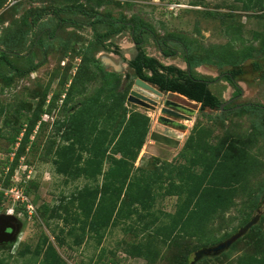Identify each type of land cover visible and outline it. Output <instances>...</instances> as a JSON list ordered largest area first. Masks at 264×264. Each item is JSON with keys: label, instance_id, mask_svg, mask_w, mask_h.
Returning a JSON list of instances; mask_svg holds the SVG:
<instances>
[{"label": "trees", "instance_id": "obj_1", "mask_svg": "<svg viewBox=\"0 0 264 264\" xmlns=\"http://www.w3.org/2000/svg\"><path fill=\"white\" fill-rule=\"evenodd\" d=\"M7 1L0 0V10ZM67 1L72 2H67L61 5L62 7L25 9L21 20L25 29L12 34L10 39L15 40L19 36L25 38L41 18L50 14L57 16L61 20V25L81 27L83 23L78 21L69 23L61 17L62 12H78L92 19L90 25L94 29L97 48L92 56L88 55L87 48L83 50L82 55L87 52L83 56L77 75L63 94L64 97L62 93H54L50 97V102L47 103V109H44V106L50 94L49 89H46L40 99L42 102L35 109H32V106L29 108L22 106L13 110L11 105H0V116L4 118L0 127V138L11 145L8 151L13 154L12 159L9 157L6 160H0V181L5 188L13 186V176L20 165L22 163L31 165L28 156L37 146L39 132L45 126L43 115L52 113L61 100L62 117L54 121L53 133L43 145L39 158L43 162L53 163L55 173L64 176L66 183L81 178L87 181L82 187L73 190L70 195L63 194L59 203L52 207H44L42 212L46 225L51 226L54 219L63 220L70 226L67 234L74 237L77 244L83 242L87 233L95 235L101 243L111 226L116 227L129 219L134 220L136 225L143 223L140 229L146 234V239L124 243L122 249L128 256L150 259L153 255L154 242H171L180 246V240L186 234L193 235L201 231L207 220L217 211L230 208L236 196V186L241 183L247 170L242 163L243 150L225 146L224 143L216 147L206 145L204 148L202 134H199L198 138L191 135L187 139L178 154L179 160L184 159V162L160 164L156 159L153 169L137 166L136 162L150 132V117L128 106V97L135 80L141 78L163 92L180 94L190 101L199 102L201 111L206 108L221 110L220 119H223L224 115H228L234 109L228 106L222 109L221 105L224 101L210 88L211 82L218 81L221 79L220 76L210 80L211 78L199 75L196 70L202 65L216 66L225 70L221 76L237 88L238 93H241L243 89L236 78L246 74L244 64L252 60L257 51L264 55V31L256 34L255 38L261 41L260 46L257 47L252 43L247 44L239 29H232L231 40L218 50L206 49L192 39L170 33L169 38L179 40L184 47L188 67L182 68L174 64H165L159 58L147 53L143 34L150 31L155 38L156 34L149 30V23L144 21L139 13H134L128 19L122 16L116 20L110 15L99 13L94 7L104 6L110 0H86L91 4L90 7L82 3V0ZM188 1L191 5L197 6L206 0ZM237 1H241L243 8L247 11L263 10L261 16L264 17V0ZM128 5L132 6L131 3ZM210 14L215 15L214 12ZM99 25L108 30L100 33ZM111 26L112 28H109ZM128 28L134 31L133 40L137 49L132 59L123 57L129 64L130 70L126 73L109 71L101 64L97 52L103 48L111 50L106 41ZM55 33L56 31L54 36ZM54 36L50 34L49 39H53ZM10 39L9 41L0 40V46L8 44ZM74 42V40L72 43L69 41L70 48ZM238 42H241L242 49L236 48L235 43ZM158 44L165 54L174 53L172 49H168L167 40L164 39ZM9 46L10 51L16 53V57L28 56L22 57V54L17 53L16 50L19 49L15 45ZM0 52L3 59L10 65L9 71L2 76V80L9 86L17 78H25L36 72L45 62H32L26 68L18 67L7 58V50H0ZM117 52L122 54L119 50ZM254 59L253 69L260 72V77L264 79V64L260 63L259 59ZM94 81H97L98 85L93 91L86 92L87 86ZM27 108L33 113L27 117V123L20 122L19 120L26 116ZM251 110L264 113V105L248 102L241 104V108L235 109L236 113ZM199 132L204 131L201 129ZM58 138H60L59 141ZM36 183L34 180L26 181L22 178L19 185L24 186L22 188L25 193L29 194ZM261 192H264V187ZM159 195L164 197L176 195L178 197L176 210L164 212L155 209ZM11 200L4 191H0V211L8 213L9 209H6L4 204ZM15 203L14 214L28 215L29 211L25 203L20 201ZM262 203L259 195L252 199L251 209L240 226L217 239L216 242L213 240V244L217 245L238 232L259 214V212L256 214V211L261 208ZM263 220L264 214L260 213L259 221L228 250L215 256L205 255L196 264L228 255L230 251L236 249L239 242L251 236L252 233H256L257 237L262 239L263 234L260 231ZM57 228H60L58 223L53 228L58 244L68 243L64 235L65 227H61L59 232H56ZM126 228L133 229L134 224H128ZM135 233L139 234V232ZM12 245L13 242L4 243L0 245V248ZM204 246H208L207 242L189 247L183 254L177 253L173 264H190L195 253ZM31 252L29 264H67L56 245L46 234L43 235L36 249ZM25 253L22 252L21 256ZM112 254L114 256L109 258L108 264H124L121 258H115L114 251ZM0 264L7 263L0 260ZM238 264H264V249L258 254L241 258Z\"/></svg>", "mask_w": 264, "mask_h": 264}, {"label": "rangeland", "instance_id": "obj_2", "mask_svg": "<svg viewBox=\"0 0 264 264\" xmlns=\"http://www.w3.org/2000/svg\"><path fill=\"white\" fill-rule=\"evenodd\" d=\"M171 1L110 0L104 6L94 7L99 13L110 15L116 20L122 16L128 19L134 13H139L143 17V20L149 23V30L156 34V38L153 37L150 31L143 34L144 47L147 53L159 58L165 64H174L182 68L188 67L185 61L184 47L182 44L172 41L168 36L170 33H177L189 40L192 39L206 49L218 50L219 47L221 48L222 45H226L231 40L232 35L230 31L232 29H239L247 44L252 43L257 47L260 46L261 41L255 37L257 33L264 31V17L261 16L263 10L247 11L243 8V3L237 0H206L200 5H192V8L179 10L178 15H174L173 12L166 8V5ZM183 1L186 2L188 0ZM67 2L69 1L8 0L0 10V40L6 39L9 41L8 39L11 38L12 34L25 29L21 24L25 9L30 7H55L65 5ZM88 2L82 0V3L90 7L91 4ZM129 3L132 4L131 7H129ZM210 12H214L215 15L210 14ZM61 17L69 23L72 21L83 23V26L61 25V20L57 16L50 14L41 18L25 38L19 36L15 40L10 39V42L6 45L1 44L0 49L7 50V58L18 67L26 68L32 62H45L36 72L25 78H17L9 86L2 80V76L9 71L10 65L3 59L0 52V105H11L13 110L22 106H25V108L32 106L31 108L35 109L42 102L40 99L43 97L46 89L50 90L48 99L54 93H62L63 95L77 75L84 54L87 51L90 56L94 54L97 48V39L94 35V29L90 25L92 19L78 12H62ZM98 28L100 33L108 30V28L100 25ZM109 28H112V26ZM50 34L54 36L53 39H49ZM37 39L40 42H37ZM164 39L167 40L168 49H176L178 54L170 56L162 51L158 43ZM73 40L75 41L72 44L74 49L70 48L71 45L69 43V41L72 43ZM106 43L110 45L111 50L110 48H103L97 52V57L106 55L114 60V63H119L123 67L121 72H128L130 66L123 57L128 59L133 58V52L136 50L131 29L128 28L110 37ZM9 45H15L19 49L16 50L17 53L22 54V57L28 56H25L26 58H21L19 57L20 55L16 57V53L10 51ZM235 46L236 48L243 47L241 42L235 43ZM86 48L87 51L82 55L83 50L85 51ZM117 50L122 54H118ZM254 58L259 59L260 63L264 64V55L258 51L255 53ZM254 58L245 62L246 74L236 78L237 83L243 89L241 93H238V89L221 76L225 70L216 66L202 65L196 71L201 76L211 78L210 80L220 76L221 79L211 82L210 88L224 102L238 96V98L232 100L227 105L229 108L248 102L264 105V79L260 77V72L253 69L252 61L255 60ZM101 64L103 65L102 62ZM97 85V81L90 83L87 86L86 92L93 91ZM36 95L37 97H35ZM166 99L182 103L195 110L191 120L186 119L182 121L187 124V129L184 131V136L180 138V144L177 147L168 146L151 138V132L159 121L161 108L164 106ZM47 103L44 109H47ZM61 106L62 101L60 100L59 106L54 108L52 113H44L42 119L45 126L39 132L37 146L28 156L30 166L33 168H30L32 169L30 173L31 178L27 179V181L34 180L37 182L33 191L27 194L30 199L28 202L34 209H31L32 213L28 212V215L18 216L15 214L22 223L18 239L16 242H13L11 247L0 248V260H4L7 264H29V258L32 256L31 251L36 249L44 234L50 237L51 242L56 245L59 253L67 261V264H108L109 258L114 256L112 251L116 253L115 258H121L124 264H173L174 256L177 253L183 254L189 247L202 245L204 242H207V247L215 246L216 244H213V240L216 242L217 239L225 234L237 229L250 211L252 199L258 195L263 203L261 208H259L260 210L256 211V214L258 212L264 214V192H261V189L264 187V113L254 110L236 113L235 109L232 108L234 110L228 115H224L223 119H220L221 110L206 108L204 111H201L200 105L193 104L186 97L180 94L165 92L164 97L156 105L143 106L128 100L130 108L146 113L150 117V132L136 165L153 169L157 160L160 164L184 162V159L180 158L179 160L178 154L191 135L198 138L199 134H202L204 148L206 145L216 147L224 143L225 146L241 149L244 151L242 163L247 171L241 183L236 186V196L233 205L226 210L217 211L215 215L207 220L201 231L193 235L186 234L180 240V246L171 242H154L153 255L150 259L128 256L122 249L124 243L138 242L146 239V234L140 229L143 223L136 225L135 221L130 219L116 227L111 226L101 243L98 242L95 235L92 236L90 233H87L83 238V242L77 244L74 237L67 234L69 225L65 224L63 220L54 219L52 220V225L48 227L44 221L42 212L44 207H52L59 203L63 194L70 195L73 190L77 187H82L87 181L81 178L66 183L64 176L55 173L53 163L43 162L39 158L43 145L53 133L54 121L62 117L60 114ZM28 108L25 111L26 116L20 119V122L27 123V117L32 115L33 111H29ZM3 120L4 118L0 116V127L3 124ZM201 129L204 132L200 133ZM59 140L60 138H58ZM10 146L5 139L0 138L1 161L9 157L12 159L13 154L8 151ZM24 171L25 169H21L19 175L21 178L16 180V184H20ZM19 186L21 187V185ZM4 205L6 209H13L16 203L12 199ZM177 205L178 197L176 195L165 197L159 195L155 209L157 208L164 212H174ZM0 213H4V211H0ZM57 223L60 228L65 227L66 229L64 235L68 243L64 245H59L54 236L53 228H55ZM128 224H134V228H126ZM60 228H57L56 232H59ZM261 229L260 232L263 234L261 238L263 239L264 220L261 223ZM135 232H139V234L137 235ZM262 239L257 237L256 233H252L251 236L239 242L236 249L232 250V252L230 251L228 255L208 259L199 264H238L241 258L258 254L264 249L262 247L264 246V239ZM22 252H26L24 256H21ZM104 252L105 254H103Z\"/></svg>", "mask_w": 264, "mask_h": 264}, {"label": "water", "instance_id": "obj_3", "mask_svg": "<svg viewBox=\"0 0 264 264\" xmlns=\"http://www.w3.org/2000/svg\"><path fill=\"white\" fill-rule=\"evenodd\" d=\"M164 95L165 92L159 90L156 86L141 78H136L128 100L143 106H151L152 104L156 105ZM236 98H238V96L223 102L221 108L225 109V107ZM164 102V106L161 108L159 121L155 124L154 130L151 132V138L168 146L177 147L180 144V138L184 136V131L187 129V124L182 121L186 119L191 120L195 110L171 99H166ZM195 103L201 106V103ZM233 108L239 109L241 105H237ZM259 219L260 213L228 239L215 246L198 250L190 264H196L197 261L205 255L215 256L228 250L238 239L243 237ZM21 227L22 223L15 214L0 213V245L16 242Z\"/></svg>", "mask_w": 264, "mask_h": 264}, {"label": "built area", "instance_id": "obj_4", "mask_svg": "<svg viewBox=\"0 0 264 264\" xmlns=\"http://www.w3.org/2000/svg\"><path fill=\"white\" fill-rule=\"evenodd\" d=\"M166 6H167V9H169L171 12L174 13V15H177L179 10H182L185 8H192V5L188 1L182 2V0L169 2ZM47 102L49 103L50 99H48ZM46 114H48V113H46ZM30 168H33V167H31L30 165L22 163L20 165L19 169H17L15 175L13 176L14 185L11 187L5 188L2 185L3 183L0 181V191H4L6 196H9L11 199H13L16 202L20 201L22 203H25L27 206V210L30 213H32L31 209H34V208H32V206L28 202V201H30L29 197L25 193L24 188L20 187L19 184H16V180H19V178H21V177H19V175L21 173V169H25V171L23 172L22 178H24L26 181H27V179L31 178L30 173L32 172V169H30ZM8 213L14 214V208L9 209Z\"/></svg>", "mask_w": 264, "mask_h": 264}, {"label": "crops", "instance_id": "obj_5", "mask_svg": "<svg viewBox=\"0 0 264 264\" xmlns=\"http://www.w3.org/2000/svg\"><path fill=\"white\" fill-rule=\"evenodd\" d=\"M98 58L103 63V66L109 71L121 72L123 70V67H121V65L119 63H114L115 61L112 60L110 57H107L106 55H100V57H98ZM130 59H132V58H130ZM198 68H200V67H198ZM121 73H123V72H121ZM191 102L195 103L194 101H191Z\"/></svg>", "mask_w": 264, "mask_h": 264}, {"label": "flooded vegetation", "instance_id": "obj_6", "mask_svg": "<svg viewBox=\"0 0 264 264\" xmlns=\"http://www.w3.org/2000/svg\"><path fill=\"white\" fill-rule=\"evenodd\" d=\"M132 34L134 35V31L132 32ZM40 40L39 39H37V42H39ZM172 41H175V42H178V43H180V41L179 40H176V39H172ZM135 43V42H134ZM136 44V43H135ZM181 44V43H180ZM172 50L174 51V55H176V54H178V51L176 50V49H173L172 48ZM136 52H137V49L136 50H134V52H133V56H135V54H136ZM173 54H169L170 56L171 55H173ZM193 104H196V103H193Z\"/></svg>", "mask_w": 264, "mask_h": 264}]
</instances>
